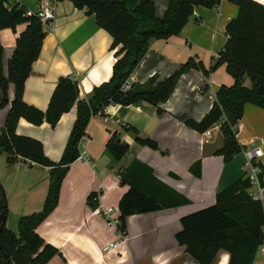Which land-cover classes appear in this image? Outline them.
Segmentation results:
<instances>
[{
    "label": "crops",
    "instance_id": "crops-1",
    "mask_svg": "<svg viewBox=\"0 0 264 264\" xmlns=\"http://www.w3.org/2000/svg\"><path fill=\"white\" fill-rule=\"evenodd\" d=\"M7 8L20 6L35 12L40 6H53L54 19L44 25L45 38L39 56L32 64L24 82L22 99L25 104L46 111L52 92L60 77L78 83L79 98L90 96L93 88L107 82L112 65L121 46L112 48L111 36L99 28L94 16L85 9H76L67 0H3ZM153 3L161 18L167 0H147ZM238 8L221 0L217 10L195 7L182 32L168 40H152L145 57L130 75L133 85H143L151 78L162 81L176 72L189 58L210 66L226 43L225 29L237 16ZM26 25L15 31H0L2 74L7 76V63L15 48V41ZM233 79L221 66L209 78L197 70L180 76L171 96L156 108L140 103L123 107L108 106L103 116H93L82 138L79 151L88 159L73 162L60 187L58 204L37 228L44 242L58 254L47 264H199L180 246L175 235L180 230V218L215 203L218 192L238 179H245V157L242 149L260 148L264 167V110L246 104L242 119L235 126V138L241 147L239 154L225 162L218 151L223 147L220 124L198 133L185 120L199 122L210 110L221 86L230 87ZM14 88L8 85V104L0 108V130H3ZM76 119V107L63 114L54 128L47 123L39 126L18 121L16 134L39 141L48 160L58 163ZM136 130L141 139L156 144V149L137 145ZM112 134L128 146L120 162H115L106 150ZM138 160L149 166L163 184L187 198L188 205L133 215L126 219L123 236L100 216L92 214L88 197L97 194L102 209H112L118 217V203L128 190L122 186L119 170ZM200 164L199 175L191 172ZM50 170L26 162L9 164L0 152V184L8 203L6 228L17 233L19 218L40 212L45 201ZM112 244L113 248L104 251ZM228 254L221 251L215 264H227Z\"/></svg>",
    "mask_w": 264,
    "mask_h": 264
},
{
    "label": "trees",
    "instance_id": "trees-1",
    "mask_svg": "<svg viewBox=\"0 0 264 264\" xmlns=\"http://www.w3.org/2000/svg\"><path fill=\"white\" fill-rule=\"evenodd\" d=\"M67 1L76 9H85L88 15L94 16L96 25L111 36V47L121 46V49L115 56L110 79L93 88L89 97L81 100L78 83L71 78L60 77L46 111L42 112L25 104L22 96L24 82L31 73L32 64L37 60L45 38L43 25L36 17H27L24 8H7L4 1L0 0V31H15L17 26L26 25L15 41V48L7 63L6 78L2 74L3 49L0 44V108L8 104V85L12 84L14 88L0 134V152L6 155L9 164L22 161L50 170L42 210L19 218L17 233L9 231L4 222L0 232V264H8L4 254L10 264H47L58 254L36 230L57 206L63 179L69 166L77 160L86 127L97 112L110 105L127 107L147 103L156 108L157 114H162L159 105L171 96L181 75L197 70L209 78L211 73L224 66L233 84L218 89L212 107L199 122L185 120L184 124L198 133L220 124L223 147L218 155L228 162L241 151L234 128L242 119L244 106L250 104L264 110L263 5L251 0H226L238 8V13L226 26V43L217 57L212 58L208 68L194 58H189L164 80L156 82L151 78L143 85L131 84L130 90L123 91V84L145 57L152 40H168L178 36L188 24L195 7L217 10L221 0H167V8L161 18L156 16L153 3L147 0ZM74 106L76 119L58 163L46 158L39 141L16 134L20 119L34 126L47 123L54 128L60 117ZM128 130L136 135L137 145L156 149L153 141L139 138L133 128ZM128 149L116 134H112L106 142L107 152L117 163L124 158ZM199 170V163L191 168L195 176L199 175ZM119 179L122 186L128 187L118 203L117 230L121 236L125 234L126 219L130 216L190 203L187 198L161 183L149 166L136 159L119 170ZM250 188L248 180L238 179L217 193L213 205L180 218V230L175 239L199 264H215L221 251L229 256L227 264H253L261 243L264 203L262 205L249 197ZM97 196L91 194L88 197L92 209L95 208L93 199ZM1 216L7 219L8 203L0 184V226Z\"/></svg>",
    "mask_w": 264,
    "mask_h": 264
},
{
    "label": "built area",
    "instance_id": "built-area-1",
    "mask_svg": "<svg viewBox=\"0 0 264 264\" xmlns=\"http://www.w3.org/2000/svg\"><path fill=\"white\" fill-rule=\"evenodd\" d=\"M255 3L264 6V0H251ZM25 15L27 17L34 16L36 17L41 24L50 26L51 22L54 19L53 6L50 4H44L40 6V8L35 11H26ZM131 89V83L126 81L123 86V91H128ZM104 110L96 113V116H103ZM0 130V134H1ZM242 153L245 157L244 163V171H245V179L249 181L251 188L248 190L249 197L255 201L259 202L263 205L264 203V175H263V165L261 162L262 150L260 148L254 149H242ZM77 159H88L84 152L79 153ZM94 202L98 203V197L93 199ZM113 210L102 209L99 206H96L92 209V214L95 216H100L105 219L107 223L111 226L117 227L118 217H114ZM261 231V243L258 246L257 253L261 256L264 261V222L260 228ZM113 248L112 244H109L104 247V251H109Z\"/></svg>",
    "mask_w": 264,
    "mask_h": 264
},
{
    "label": "rangeland",
    "instance_id": "rangeland-1",
    "mask_svg": "<svg viewBox=\"0 0 264 264\" xmlns=\"http://www.w3.org/2000/svg\"><path fill=\"white\" fill-rule=\"evenodd\" d=\"M246 82H247V85H248V80ZM253 264H264L263 259L261 258V256L258 253H256V256H255Z\"/></svg>",
    "mask_w": 264,
    "mask_h": 264
},
{
    "label": "water",
    "instance_id": "water-1",
    "mask_svg": "<svg viewBox=\"0 0 264 264\" xmlns=\"http://www.w3.org/2000/svg\"><path fill=\"white\" fill-rule=\"evenodd\" d=\"M1 219H2V224L0 226V232L2 230V227H3L4 222L6 221V218L4 216H1ZM4 258L7 260V263L10 264V261L8 260L6 254H4Z\"/></svg>",
    "mask_w": 264,
    "mask_h": 264
}]
</instances>
